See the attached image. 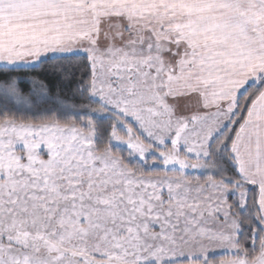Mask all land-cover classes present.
<instances>
[{"label":"snow or ice","instance_id":"snow-or-ice-1","mask_svg":"<svg viewBox=\"0 0 264 264\" xmlns=\"http://www.w3.org/2000/svg\"><path fill=\"white\" fill-rule=\"evenodd\" d=\"M0 264H264V0H0Z\"/></svg>","mask_w":264,"mask_h":264},{"label":"trees","instance_id":"trees-1","mask_svg":"<svg viewBox=\"0 0 264 264\" xmlns=\"http://www.w3.org/2000/svg\"><path fill=\"white\" fill-rule=\"evenodd\" d=\"M217 259L219 258V257H216Z\"/></svg>","mask_w":264,"mask_h":264}]
</instances>
